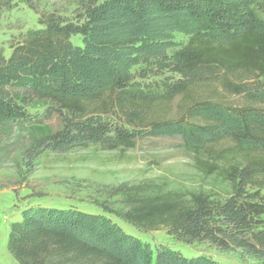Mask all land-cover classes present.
Masks as SVG:
<instances>
[{"label":"trees","instance_id":"16d2710c","mask_svg":"<svg viewBox=\"0 0 264 264\" xmlns=\"http://www.w3.org/2000/svg\"><path fill=\"white\" fill-rule=\"evenodd\" d=\"M39 2L0 0V21L17 3L38 14ZM252 5L250 0H79L74 21L42 13L41 28L21 34L8 58L0 50V130L35 128L56 116L60 129L35 140L34 151L73 145L128 150L139 132L162 127L159 109L187 96L193 73L216 69L228 78L242 76L236 93L247 96L252 118L241 116L237 129L224 131L228 145L209 146L205 158L196 157L201 174L229 184L226 201L213 203L202 193L146 196L120 186L111 194L122 199L119 209L100 208L136 231L164 228L177 242L207 240L264 264V230L257 219L264 210L241 199L247 188H264V105L247 89L249 83L264 84V28L255 27ZM260 12L264 16V1ZM171 17L194 31L181 50L166 55L156 51L162 36L151 27ZM76 37L80 46L72 43ZM161 59L181 78L146 82L158 73L132 70ZM202 104L195 109L211 107L196 105ZM6 249L16 264H215L163 247L151 250L111 219L73 208L24 210L9 226Z\"/></svg>","mask_w":264,"mask_h":264},{"label":"rangeland","instance_id":"374dc122","mask_svg":"<svg viewBox=\"0 0 264 264\" xmlns=\"http://www.w3.org/2000/svg\"><path fill=\"white\" fill-rule=\"evenodd\" d=\"M250 1L255 13L254 25L262 29L264 16L260 5L264 0ZM79 11V0H40L38 14L17 3L0 21V50L8 58L11 45L19 43L21 34L41 28L38 18L42 13H53L74 21ZM152 26L151 30L162 36L158 35L155 49L159 53L165 51L166 55L181 50L194 31L189 23L178 17L158 21ZM72 43L80 46V38L72 39ZM165 62L161 59L132 70L137 72L138 68H147L158 73L154 77L148 76L146 82L181 78L171 73L172 67L164 68ZM191 78L192 85L186 97H178L171 105L159 109L162 127L139 132L132 149L106 151L99 147L73 145L34 151L35 140L60 129L61 123L56 116L42 119L35 128L8 126L0 130V264H16L6 249L9 226L20 220L24 210L36 206L73 208L103 215L124 232L146 243L151 250L163 247L186 258L205 257L215 264H262L239 249H221L207 240L191 244L177 242L164 228L136 231L100 208L119 209L122 199L111 194L120 186L138 188L146 196L176 193L189 197L191 193H202L217 204L230 197L229 184H218L201 174L196 157L205 158L209 146L228 145L223 138L224 131L237 129L241 116L252 118L253 114L247 111V96L236 93L235 84L242 76L228 78L216 69H207L193 73ZM247 89L258 94L260 97L255 98L264 105V84L254 86L249 83ZM203 102L211 106L210 109H195L205 106L196 105ZM31 112L33 114L35 110ZM255 121L261 124L258 119ZM29 151H32L31 155ZM242 161L239 157L236 159L237 164L241 165ZM241 199L261 205L264 210V188H247ZM257 219L259 228L264 230V213Z\"/></svg>","mask_w":264,"mask_h":264}]
</instances>
